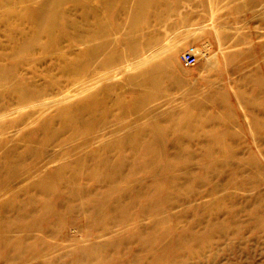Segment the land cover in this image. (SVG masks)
Here are the masks:
<instances>
[{"label": "rangeland", "instance_id": "374dc122", "mask_svg": "<svg viewBox=\"0 0 264 264\" xmlns=\"http://www.w3.org/2000/svg\"><path fill=\"white\" fill-rule=\"evenodd\" d=\"M260 119L264 0H0V264L264 262Z\"/></svg>", "mask_w": 264, "mask_h": 264}, {"label": "built area", "instance_id": "2783aa9c", "mask_svg": "<svg viewBox=\"0 0 264 264\" xmlns=\"http://www.w3.org/2000/svg\"><path fill=\"white\" fill-rule=\"evenodd\" d=\"M199 53L185 52L183 54V61L187 66H195L199 62Z\"/></svg>", "mask_w": 264, "mask_h": 264}, {"label": "bare ground", "instance_id": "6f19581e", "mask_svg": "<svg viewBox=\"0 0 264 264\" xmlns=\"http://www.w3.org/2000/svg\"><path fill=\"white\" fill-rule=\"evenodd\" d=\"M154 253H155V252H154ZM193 254H195V253H192V255H193ZM158 256H160V257L162 258L163 254H160V253H159ZM175 256H177V255H175ZM193 256H196V255H193ZM163 259H164V258H163ZM145 261H146V260H145ZM161 261H162V260H161ZM226 263H227V264H234V263H232L231 261H226ZM226 263H225V264H226ZM213 264H218L217 260L214 259ZM253 264H264V262H261V263H256V262H255V263H253Z\"/></svg>", "mask_w": 264, "mask_h": 264}, {"label": "crops", "instance_id": "0c3cea01", "mask_svg": "<svg viewBox=\"0 0 264 264\" xmlns=\"http://www.w3.org/2000/svg\"><path fill=\"white\" fill-rule=\"evenodd\" d=\"M260 133L264 132V119H260Z\"/></svg>", "mask_w": 264, "mask_h": 264}]
</instances>
